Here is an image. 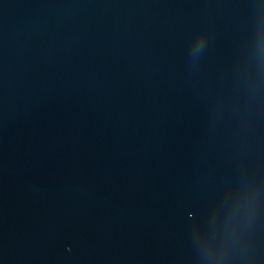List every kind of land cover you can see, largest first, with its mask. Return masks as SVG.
<instances>
[{
	"label": "water",
	"instance_id": "95a60500",
	"mask_svg": "<svg viewBox=\"0 0 264 264\" xmlns=\"http://www.w3.org/2000/svg\"><path fill=\"white\" fill-rule=\"evenodd\" d=\"M0 264H264V0H0Z\"/></svg>",
	"mask_w": 264,
	"mask_h": 264
}]
</instances>
